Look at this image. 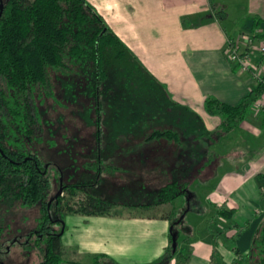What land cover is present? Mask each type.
Segmentation results:
<instances>
[{
	"label": "crops",
	"instance_id": "obj_1",
	"mask_svg": "<svg viewBox=\"0 0 264 264\" xmlns=\"http://www.w3.org/2000/svg\"><path fill=\"white\" fill-rule=\"evenodd\" d=\"M87 1L163 89L152 126L143 129L138 121L137 128L107 133V149L117 152L107 156V172L116 174L129 167L124 180L131 174L129 181L154 190L156 197L152 203L113 201L118 205L108 215L67 212L61 237L63 259L72 264H101L102 259L106 264H162L169 254L176 203L184 206L186 199L190 203L200 189L206 193V208L194 212L189 207L178 227L180 248H186L187 239L192 241L189 264H211L216 246L218 264H233L237 259L248 264L264 218V95L241 125L225 134L219 132L222 117L209 114L205 100L215 96L237 105L258 85L256 75H264L258 47L251 50L250 71H242L226 55L230 37L245 46L246 37L258 31L259 44L264 34V0ZM232 13L243 17L240 24L222 19ZM184 19L192 25H185ZM156 130H176L181 142L148 139ZM245 151L251 156L246 163ZM173 182L186 184V191L158 204L162 187ZM98 183L86 190L92 194ZM223 210L234 213L226 218L220 215ZM198 213L203 233L195 238L193 223L184 222ZM165 264H176L175 258Z\"/></svg>",
	"mask_w": 264,
	"mask_h": 264
},
{
	"label": "trees",
	"instance_id": "obj_2",
	"mask_svg": "<svg viewBox=\"0 0 264 264\" xmlns=\"http://www.w3.org/2000/svg\"><path fill=\"white\" fill-rule=\"evenodd\" d=\"M1 4L4 5L2 15ZM184 24L192 25L187 19ZM116 48L121 49L116 55L119 58L130 54L87 0H0V204L9 199H18L24 205L41 204L43 226L51 221L50 212L55 203L68 213L87 216L108 215L115 211L117 203L86 190L92 186L90 181L64 184L70 199L66 200L65 195L57 197L53 181L58 180L59 168L55 167L52 173L51 165L47 167L37 153L28 151L24 145L28 140L44 141V121L51 103L57 104L61 98L59 82L65 69L82 65L89 71L94 68L95 74L99 71L101 77L106 78L107 56ZM263 95L264 76L239 104L230 105L208 96L205 108L209 114L222 117L219 132L225 134L241 125L250 108L261 101ZM97 137L101 144V130ZM155 138L181 142V134L176 130H156L148 139ZM185 191L186 184L169 183L162 187L157 203L171 202ZM78 194L84 197L73 204L71 199ZM233 213V210H223L220 215L231 218ZM180 223L181 219L172 222L169 254L162 264L172 258L176 264L191 261L190 239L186 240V248L175 250L173 247L174 235L178 236V241L181 237ZM61 237L62 231L43 239L49 240V244L42 264H61ZM219 259L216 246L211 264H218ZM247 259L248 264H264V218ZM242 261L237 259L233 264Z\"/></svg>",
	"mask_w": 264,
	"mask_h": 264
},
{
	"label": "rangeland",
	"instance_id": "obj_3",
	"mask_svg": "<svg viewBox=\"0 0 264 264\" xmlns=\"http://www.w3.org/2000/svg\"><path fill=\"white\" fill-rule=\"evenodd\" d=\"M222 19L229 24L232 21L239 23L243 17L232 13L230 17L224 15ZM120 51V48H116L107 56L108 62L104 66L106 78H102L99 71L95 74L94 68L89 71L82 65L73 69L67 67L59 82L61 98L57 104L51 103L44 121V141L28 140L24 145L28 151L37 153L45 163L51 165L52 173H55V167L59 168L58 180L53 181L56 195L64 183L95 182L100 177V183L90 190L97 197L124 204L155 201L154 190L147 191V186L143 188L139 183L129 181L132 180L131 174L127 175L128 180H124V173L129 171V167L116 174L107 172L110 163L107 156L117 153L107 149L110 142L107 133L114 129L124 131L137 128L138 121L144 124H139L143 129L152 126L157 100L163 96L160 82L145 69L138 56L125 53L119 58L116 55ZM100 130L102 143L98 144ZM242 154L244 163L250 161V153L245 151ZM99 156H102L101 163ZM100 166H103L102 172ZM197 185L194 182L192 188L196 189ZM82 197L84 194H78L71 202L74 204ZM65 198L70 199L68 193ZM186 201L184 206L179 201L176 203L173 221L182 219L189 207L194 212L203 211L207 204L206 193L196 189L190 203L188 199ZM50 213L52 219L64 222L67 219V212L57 203ZM41 217V204L24 205L18 199H9L0 204V264H42L49 240H43L36 233L43 226ZM189 221L194 225L193 236L198 238L203 233L200 214L189 215L184 223ZM46 225H51L57 232H63L65 228L60 221H48ZM181 243L182 237L178 247H181ZM105 262L102 259L101 264ZM61 264L72 263L63 259Z\"/></svg>",
	"mask_w": 264,
	"mask_h": 264
},
{
	"label": "built area",
	"instance_id": "obj_4",
	"mask_svg": "<svg viewBox=\"0 0 264 264\" xmlns=\"http://www.w3.org/2000/svg\"><path fill=\"white\" fill-rule=\"evenodd\" d=\"M259 34L254 31L246 37L245 46H242L235 39L229 38L226 47V55L228 60L238 66L242 71H250L252 69L251 50L258 47L259 54L264 57V37L261 38L257 45ZM264 75L257 74L258 82L262 81ZM258 106H261L259 103Z\"/></svg>",
	"mask_w": 264,
	"mask_h": 264
},
{
	"label": "flooded vegetation",
	"instance_id": "obj_5",
	"mask_svg": "<svg viewBox=\"0 0 264 264\" xmlns=\"http://www.w3.org/2000/svg\"><path fill=\"white\" fill-rule=\"evenodd\" d=\"M100 159H102V156L100 157ZM47 167H49L48 164H47ZM99 181H100V177H98L95 182H93V181H90V182H92V186H93V185H95ZM64 184H62V189L63 190H62V194L61 195H65L66 196L67 192H65V190H64ZM50 204H51V202H50ZM50 215H51V213H50ZM57 221H60L62 223V226L64 225V221L59 220V219H52V217H51V222H57ZM36 233L38 234V236H41L42 239H44V238L47 239V238L52 237L55 234H58L59 231L57 232L56 230H54L51 225H44Z\"/></svg>",
	"mask_w": 264,
	"mask_h": 264
},
{
	"label": "water",
	"instance_id": "obj_6",
	"mask_svg": "<svg viewBox=\"0 0 264 264\" xmlns=\"http://www.w3.org/2000/svg\"><path fill=\"white\" fill-rule=\"evenodd\" d=\"M3 8H4V5L1 4V15L3 13ZM62 190L63 189H61V191L57 194V197L62 194ZM173 247L175 250L178 248V236L177 235H174L173 237Z\"/></svg>",
	"mask_w": 264,
	"mask_h": 264
}]
</instances>
